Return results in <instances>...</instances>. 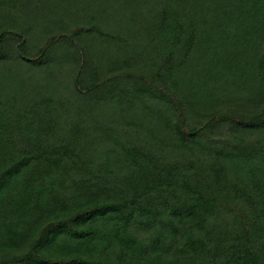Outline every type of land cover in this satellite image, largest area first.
Segmentation results:
<instances>
[{"label":"rangeland","instance_id":"obj_1","mask_svg":"<svg viewBox=\"0 0 264 264\" xmlns=\"http://www.w3.org/2000/svg\"><path fill=\"white\" fill-rule=\"evenodd\" d=\"M0 264H264V0H0Z\"/></svg>","mask_w":264,"mask_h":264},{"label":"trees","instance_id":"obj_2","mask_svg":"<svg viewBox=\"0 0 264 264\" xmlns=\"http://www.w3.org/2000/svg\"><path fill=\"white\" fill-rule=\"evenodd\" d=\"M6 35V33H2L1 36H0V43L2 42L4 36Z\"/></svg>","mask_w":264,"mask_h":264}]
</instances>
